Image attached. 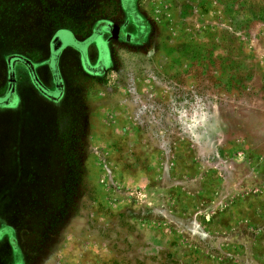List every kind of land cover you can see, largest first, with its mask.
<instances>
[{
	"label": "rangeland",
	"instance_id": "374dc122",
	"mask_svg": "<svg viewBox=\"0 0 264 264\" xmlns=\"http://www.w3.org/2000/svg\"><path fill=\"white\" fill-rule=\"evenodd\" d=\"M54 35L114 64L38 264H264V0H0V95Z\"/></svg>",
	"mask_w": 264,
	"mask_h": 264
},
{
	"label": "crops",
	"instance_id": "0c3cea01",
	"mask_svg": "<svg viewBox=\"0 0 264 264\" xmlns=\"http://www.w3.org/2000/svg\"><path fill=\"white\" fill-rule=\"evenodd\" d=\"M57 39L54 35L50 42L52 51L57 48L54 56L33 64L28 79H16L11 89L0 95V208L17 193L38 190L40 153L44 155V147L54 142L63 113L64 89L71 86L70 81L81 74L100 76L112 66L100 45L97 60L91 61L90 47L97 38L86 45H65L67 42ZM4 221L0 216V224ZM4 247L0 240V250ZM10 248L13 252L14 247Z\"/></svg>",
	"mask_w": 264,
	"mask_h": 264
},
{
	"label": "flooded vegetation",
	"instance_id": "af4514ba",
	"mask_svg": "<svg viewBox=\"0 0 264 264\" xmlns=\"http://www.w3.org/2000/svg\"><path fill=\"white\" fill-rule=\"evenodd\" d=\"M101 47L107 52L112 62L110 67L112 69L114 60L109 50L110 45L109 43L108 45L103 44ZM30 68L26 62H23L21 64L22 75L19 73L16 79L22 80L24 77L28 79V71H32ZM110 69L95 77L89 73L81 74L78 79L70 81V87H64L66 96L62 106L63 113L58 122L56 136L52 137L54 142L44 147V155L40 153L42 176L37 185L38 190L17 193L8 204L0 208L1 218L6 219V222L0 224L2 227L0 240L4 241L6 247L3 251L0 250V264H8L10 261L12 264H38L41 256L51 253L50 246L57 234L56 230L54 231V228L56 229L54 225L60 219L63 222L64 218V193L75 191L76 186L80 192L81 186L80 175L71 176L69 165L71 153L67 148L68 133L70 134L72 126L77 127L80 132L81 129L85 131L87 125L85 116L80 114L81 109L87 110L93 91L86 83V78L88 77L90 82L95 83L103 79ZM72 117H75L76 123L71 126ZM10 247H14L13 252Z\"/></svg>",
	"mask_w": 264,
	"mask_h": 264
}]
</instances>
